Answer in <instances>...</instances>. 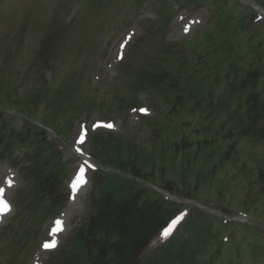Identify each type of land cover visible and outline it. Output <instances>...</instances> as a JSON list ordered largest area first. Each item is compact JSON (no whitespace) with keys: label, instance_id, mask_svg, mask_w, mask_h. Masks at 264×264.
I'll list each match as a JSON object with an SVG mask.
<instances>
[{"label":"rangeland","instance_id":"obj_1","mask_svg":"<svg viewBox=\"0 0 264 264\" xmlns=\"http://www.w3.org/2000/svg\"><path fill=\"white\" fill-rule=\"evenodd\" d=\"M159 3L160 0H144L143 2L140 0H0V81H3L0 85L3 84V87L7 88L6 91H8L12 89L14 84L21 88L19 92L26 93L38 83H43L44 88H46L47 80L53 77V88L60 89L54 100L49 102L50 108L56 109L55 111L52 110L51 115L56 117L54 119L60 120V129L65 128L70 122L69 135H66V140L60 144L63 161L66 164L69 163L64 177L67 186L69 183H73L75 171L83 160V157L76 155L74 150L77 145V137L82 132H79L80 125L86 123L90 130L89 127L97 119L110 120L114 118L117 128L113 131L114 133L90 130L88 143L84 146L85 156L88 160L92 161L89 154L94 150H97L98 154H110V150L115 149L118 156L120 155L130 164H137L140 173L155 169V174L173 180H177L179 175H182L181 160L174 161L172 156L167 153L171 160H168L164 165V159L161 157V155L165 157L163 153H166L164 149L166 144L172 143L174 138L172 132L165 130V135L159 141L155 137H160L157 131L160 128L159 124L168 123L169 129H177L181 122L180 119H191L190 117L184 113L177 117H172L174 115L172 114L171 120V117L169 120H165L160 107L153 109L150 106L148 102L150 98L143 93V90L140 92V101L148 105L152 117L141 120L140 118L136 119L135 115L131 116L130 113L126 115L120 114V112L116 113V107L121 103L125 102L126 105L131 106L137 90L140 91L143 87L155 83L152 80L153 77L164 81V77L173 68L171 54H168L166 49L172 38L178 37L179 34L175 33L173 22L171 23V32H165L164 25L166 22H163V15L167 13L159 11ZM82 4L85 8L87 7L86 12L81 11L83 9ZM76 5L80 9L79 11ZM138 6L139 9L137 10ZM211 8L213 6L206 9L202 8L201 16L204 14L209 16ZM46 25L50 27L46 28ZM64 26L69 29H64ZM151 27L154 31L149 32ZM220 29L215 32L218 36H221ZM258 30L263 36L264 26ZM127 34H133V36L127 49L126 59L121 64L114 66L113 69H109L108 63L116 62L117 52L121 48L117 45V40L125 41ZM46 35L49 43L46 57L44 55L38 56L37 50L41 44L40 41L45 40ZM43 36L44 38L41 40ZM242 49L245 50L246 55L243 54L245 57L244 60L239 61L238 69H243L249 58L247 46H242ZM210 50L213 52L214 49L211 47ZM80 51L82 55L79 58L77 55ZM10 55L11 59H8ZM186 55H190L191 58L190 52ZM46 59L49 62L45 66ZM69 61H73L72 71L66 69ZM90 70L96 71L90 80L92 88L86 82V75ZM8 72H11V77ZM20 74H23V77ZM127 75L131 79L127 78ZM79 80L83 81V85L80 86ZM58 81L61 82L58 84ZM61 83L62 85H60ZM181 97L180 94L171 93L168 97L169 101L166 102L171 105L173 102H177L176 104L179 106L181 103L179 98ZM44 111L40 110L38 114L44 116ZM57 111L62 113L56 114ZM227 114L226 111L223 115L225 119H229ZM113 115L115 116L112 117ZM261 123L263 120L257 125H261ZM17 125L20 126L21 121H17ZM190 125L194 127L195 121H192ZM47 131L50 138L55 137L51 130ZM215 132L217 129L210 133V137H207L206 134L198 136L191 134L186 142L188 148H192L196 141L201 142L202 146L207 145L211 153L210 163L213 164L217 161L219 164L218 174V168L215 165H205V161H207L205 157L193 161L194 165L191 167L194 170H190V167L187 168L190 172L189 179L194 180L191 185H188V188L197 190L199 200H183L166 188L154 185L158 186L161 193L180 203L184 202V204L191 205L195 202L199 207L194 206V208L199 211L191 212L186 221L179 226L172 239L163 245L164 248L160 249L159 252L152 254L154 247L149 246L142 255L144 258L149 257L144 259L146 260L145 264H232L229 258L225 260L219 256L216 258L215 252L221 255L220 252L229 245H231V251L236 250L238 242L235 241V238H231L230 243L221 241L223 239L221 236L225 233L227 226L221 225V222L211 216L204 215L200 211L217 210L218 213L222 211L227 216L238 219L237 212L240 211L241 207L245 204L252 206V204L244 202L245 197L256 196L262 187L259 184L253 188L249 187L250 183L247 176L251 173L250 168L239 170V182L224 180L220 188L224 189L225 187L227 190H224V193L218 197L217 190L220 185V177L231 176L234 173V170H231L232 165H235L239 158L246 164L253 163L258 159L263 163L264 170V161H262L264 138L260 135L261 133H256L257 138L238 133V135L244 136L239 139L237 149L234 148L235 151L233 152L227 150L218 152V156L215 157L213 152L218 146V133ZM235 133H237V128H235ZM129 138H131L130 141ZM209 138L210 142H204ZM150 141H157L159 145H154V142L151 145L144 144ZM102 143L104 147L101 146ZM91 144L94 145V149ZM195 155L198 156L197 153ZM103 156L105 157V155ZM94 161L100 168L99 170H111V166L107 165L106 161ZM10 163L0 161V185L7 187L5 196L12 201L14 209L6 216L0 226V264H33L36 259L45 262V264H69L64 257L61 259V255L55 257L56 253L40 252L39 240L34 243L40 237V235L37 236L38 230L34 223L36 219L37 222L42 221V214L45 215L46 213V205L45 202L42 203L38 200L39 204L31 203L30 207L26 209L24 194L28 189L25 190L19 200L18 193L24 187V182L19 174V166H12ZM220 163L224 164L220 165ZM166 172L168 174L165 176ZM259 175H262L259 169H252L250 176L254 180L259 179ZM159 178L154 176L152 180L154 183H158ZM184 178L189 180L185 175ZM9 179L12 180L11 185L8 183ZM160 179L162 180V177ZM242 184L243 186H241ZM91 187L92 185L84 191L80 198L74 197L72 201H69L59 216L60 219L64 216L67 217L69 226L65 239H68L75 228L80 227L84 222V216L88 214L90 208ZM112 187L116 188L107 184V188ZM72 189L73 192L74 189ZM175 191H178L177 187ZM179 193H182L180 189ZM31 198L32 196L26 193L25 201H29ZM210 199H214V202H211ZM74 200L76 201L74 202ZM19 203L21 207L23 205L20 211ZM119 206V200L116 198L113 200L111 198V202L106 203V208L109 207V211L112 210V212H115ZM259 206L264 207V202H259ZM225 207L233 212L222 210ZM251 209L256 210L255 208ZM36 212L39 216L35 219ZM251 214L254 216L253 220L256 221L255 225L261 226L258 220L264 219L263 215ZM105 219L108 217L103 220ZM48 220L43 224L42 237L46 236L51 221ZM6 227H9V230L5 231ZM38 228L41 232L42 226ZM257 229L255 228L254 231ZM10 231L12 232L10 233ZM64 236L65 234L62 239ZM236 239L240 240L238 236ZM252 242H254L253 236L248 235L246 245L249 246ZM249 249V247L246 248L243 254L242 264H264L263 256L260 259H253ZM225 253L229 252L225 251Z\"/></svg>","mask_w":264,"mask_h":264},{"label":"trees","instance_id":"obj_2","mask_svg":"<svg viewBox=\"0 0 264 264\" xmlns=\"http://www.w3.org/2000/svg\"><path fill=\"white\" fill-rule=\"evenodd\" d=\"M2 139H0V142ZM41 151L36 153L41 155ZM44 165L47 168V162L44 161ZM36 170H46L42 164H40ZM44 175L40 178H43ZM118 181V188L104 189L105 194L109 195L108 198H120L119 211L122 210V214L125 217L124 221L121 222V216L119 211H109V207L104 209L108 211L109 220L105 219L101 226L110 227L111 234L106 235L104 244L102 246L103 254L106 256H113L111 264H131L129 258L134 254V251L138 247H142L150 238L152 233L159 229L161 226V211L154 208L157 205H150L145 202L144 204L138 205L136 209H130L131 199L127 195L134 188L129 182ZM100 183L113 185L116 180L113 178H100ZM114 186V185H113ZM117 187V186H116ZM41 190V187H40ZM117 194V195H116ZM157 211V213L153 212ZM116 220L117 223L115 222ZM100 226V224H98ZM110 254V255H109ZM89 255V254H88ZM87 255L85 254V257ZM88 257V256H87Z\"/></svg>","mask_w":264,"mask_h":264},{"label":"snow or ice","instance_id":"obj_3","mask_svg":"<svg viewBox=\"0 0 264 264\" xmlns=\"http://www.w3.org/2000/svg\"><path fill=\"white\" fill-rule=\"evenodd\" d=\"M185 30H187V28H185ZM118 58H121V57L118 56ZM142 111H146V110H142ZM111 126L112 125H110V124L108 125V127H111ZM80 136H81L80 142L82 143L83 142L84 133H80ZM86 164H87V161H85V165ZM84 171H85V167H84V165H82L80 167L79 173L77 174L75 180L72 183L73 189H75L76 187H78L79 184H82V183L85 182L84 181ZM8 183H9V185H11L12 180L9 179L8 180ZM0 192H3V189H0ZM8 207L9 206H8L7 202L4 201L2 198H0V212L7 211L8 210ZM179 219H181V217H177L175 220H172V222L167 227H165L163 229L161 235L164 236V237H167L170 234L172 228L179 221ZM60 230H62V222L58 220V221L55 222V225L51 229V234L53 235V237ZM55 245H56V240L55 239H52L49 242H45L44 245H43V247L47 249V248H53V247H55Z\"/></svg>","mask_w":264,"mask_h":264},{"label":"bare ground","instance_id":"obj_4","mask_svg":"<svg viewBox=\"0 0 264 264\" xmlns=\"http://www.w3.org/2000/svg\"><path fill=\"white\" fill-rule=\"evenodd\" d=\"M188 24V21H187V19H185V18H181V21H180V24L179 25H182V26H186Z\"/></svg>","mask_w":264,"mask_h":264}]
</instances>
